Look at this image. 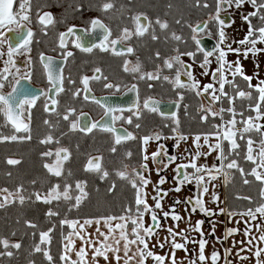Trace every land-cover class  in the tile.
I'll return each instance as SVG.
<instances>
[{"label": "snow or ice", "instance_id": "6c2138e0", "mask_svg": "<svg viewBox=\"0 0 264 264\" xmlns=\"http://www.w3.org/2000/svg\"><path fill=\"white\" fill-rule=\"evenodd\" d=\"M16 0H0V30L6 29L9 33L15 32L14 40L20 43H9L8 40L0 39V57L3 60V68H0V116L3 117V124L0 128L10 127L11 134L4 135L0 132V143L13 141H30L32 137V109L37 101L43 97V111L48 117L56 116L55 123L50 118L43 120L48 133L39 140L42 145L52 143L60 144V140L52 135V131L59 127L61 120L69 125V132L80 131L85 135L94 130H101L110 133L112 136V147L110 152L115 154L117 146L128 141H139V158L135 164L131 163L134 153L131 150L123 154L121 160L122 167L115 171L118 179L126 182V191L129 195L120 206L119 214L108 213L95 216H89L75 219L69 218L73 211H79L85 200L89 198V192L86 190V181H75V187L69 183L72 177L71 170L67 176H64V163L71 158V152L66 147H57L55 150L48 149L42 152L41 158H53L52 163L45 162L44 169L50 176L62 178L63 183H54L47 191L33 189L27 192L23 184L18 185L14 190L7 187L0 188V209H5L13 204L23 207L26 203H43L52 205L56 202L59 207L62 201L67 205V212L63 218L59 219V229L61 236V249L59 252L60 264H233L229 259L233 256L241 264L254 258V264H264V78L261 77L260 64L257 59L259 54L264 53V0H194V6L202 9H210L206 20H198L195 24L188 21L184 26L190 29V40L195 45L194 50L181 51L180 45H188V40L182 35L172 32L170 36L165 37L176 42L173 48L174 55L163 58V63L157 64L154 71L145 72L139 59L135 65L129 68L130 61L124 60L125 72L133 75L135 80L146 82L148 89H153L154 84L151 81L163 80L171 85L172 91L177 99L172 101L176 107L183 106L185 114H188L189 104L183 103L186 93H193L197 99H205L207 104L200 103L197 107L199 122L201 125L208 124L210 118L219 123H211L208 131L196 133H184L181 130V122L176 112H166L160 108V102L152 96L143 100V105L139 103V83L120 84L113 83L104 76L102 69L94 68L93 75H83L80 78L82 88L76 87L71 91V99H78L82 93L83 100H89L98 104L104 109L101 120L91 121L87 119V114L81 112L76 115V108L65 106L61 112L60 99L61 94L69 91L65 87L76 85V81L70 77L63 76L58 72L54 63V58L46 56L45 53L39 54V62L42 65L47 83L50 87L42 88L39 95H36L28 88H18L23 79H31L34 75V61L30 55L31 45L35 38V32L31 25L33 0H18V8L14 7ZM245 4L250 5L254 10L243 15L242 21L247 25V32L242 39L236 40L229 37L227 29L235 23L233 20L229 23L223 18L222 14L229 13L230 9H241ZM44 4L42 7H47ZM71 7V5H69ZM113 0H104L96 10L107 14L114 9ZM171 7V5H169ZM75 11H81V6L77 5ZM253 18H258L260 26L252 23ZM133 27L127 26L120 29L118 35H113L112 28L104 22L99 16L92 17L87 21L85 27H78L75 24L68 25L65 31L59 32L56 39V47L60 50L61 58L67 61L73 57V51L69 50V44L75 49L84 53H92L95 49L101 52H110L113 55H131L135 49L132 46L124 47L132 38L143 37L151 30L153 41L159 39L156 35V27L163 32L169 28V23L162 21L157 17L151 20L146 13H137L129 17ZM63 22V21H62ZM36 23L40 26V31L47 36L50 27L57 23L56 18L51 12L36 10ZM176 24H181L177 19ZM210 25L215 26L213 33ZM0 36L4 32L0 31ZM88 38L86 41L85 38ZM95 37L98 42H91ZM72 38V39H70ZM205 38H215L216 43L209 50L202 46ZM38 43V41H36ZM236 47H233V45ZM201 54L202 59L197 60V55ZM229 54H235L236 60H228ZM17 57H24L23 64L25 71L21 73L18 66ZM183 57H188L191 63L185 61ZM252 59V75H249L244 67L243 61ZM156 58L161 59L159 51L156 52ZM215 63L216 67L211 68ZM194 65L202 71L200 76L209 77L211 82L201 84L200 79L195 74ZM15 71H12V70ZM168 70L172 75H164ZM100 73V75H96ZM9 76L12 80H9ZM253 80L256 81L253 84ZM91 81H104L103 87L116 92L126 89L128 92L137 93V102L128 109L130 115L125 116L123 109H113L105 107L95 97L91 96ZM240 82L247 86V90L241 88ZM6 86L11 87V91H3ZM255 93V96H254ZM247 100L250 103L246 108L238 110L236 100ZM255 101L252 103V101ZM225 101L227 107H224ZM219 105L217 108L216 106ZM143 110L158 114L161 117L162 128L170 129V135L162 131L154 130L146 135L137 136L135 132L124 130L123 134L117 132L115 127L117 121L134 126L135 129H141L140 123H134L135 120L142 118ZM215 109V110H214ZM119 114H115V113ZM246 113H250L247 114ZM73 117H75L73 119ZM81 117L86 119L82 122ZM104 117H110L111 123L104 124L101 121ZM253 134L259 137L254 139ZM67 135V133H62ZM172 140L175 154H170L165 144L161 141ZM191 140V147L184 148L180 152L181 145H186ZM155 143L156 150L149 152V147ZM215 153V159L211 164L200 163L201 159H207ZM240 160L252 165L250 171H246L241 166ZM103 156L89 157L84 166L85 172H94L99 175L101 181L109 177V172L103 166ZM128 161V162H125ZM217 161L219 163H217ZM21 161L8 158V165H17ZM150 163L155 167H150ZM174 165V167H173ZM172 168L173 187L169 190L162 188L168 182V178L161 173L167 172ZM233 170L239 172L244 185H250L253 182L259 184V199L239 194L236 200L248 202L246 208L221 207L226 201L222 200L217 191L219 184L217 181L223 177L224 186L230 183ZM155 172L158 179L154 183L152 173ZM11 176V173L7 174ZM253 177L249 180L247 177ZM37 181H31L35 185ZM193 185L192 194L184 199L179 196L174 200L168 210H164L163 201L170 194L181 193L185 187ZM151 186V192L149 187ZM116 188L113 181L111 187L107 189L111 194ZM99 191V189H97ZM27 193V194H25ZM34 197V200H33ZM151 199L152 203H149ZM214 205L209 207L208 205ZM180 206H183L185 215L180 212ZM201 214L208 219L210 224L209 231L205 232L203 225L205 219H197L193 222L192 217L195 214ZM60 211L49 207L45 212V217L49 222L53 217H59ZM226 216L228 224H235L234 227L225 226L222 236H216L217 223L213 219L218 216ZM147 217V219H146ZM171 220L172 224L165 226L161 220ZM20 221L17 220V223ZM180 223H186L185 228H180ZM240 224L244 227L241 229ZM26 228L38 229L39 225L31 220H25ZM65 226L68 231L65 233ZM57 224L52 223L47 230L39 231V240L34 242L29 255L40 253L47 264H56L55 258L51 254L52 233L56 230ZM94 231L89 232L88 229ZM157 229H164L166 235L161 239ZM16 231L11 232L15 237ZM37 233L34 231L32 236ZM242 238L237 240L236 236ZM209 237L215 238V243L223 248V257L215 244H212ZM155 240V243H153ZM77 241L80 246L77 248ZM228 247H224L225 243ZM197 246L191 252L189 245ZM211 244L212 251L205 255L206 248ZM22 248L20 241L12 242L5 236H0V258H13L15 253L11 249ZM168 252L159 254L156 249ZM177 251H183L185 256L178 259ZM249 253L250 255H245ZM73 256L75 258H73ZM29 264H35L34 260H29Z\"/></svg>", "mask_w": 264, "mask_h": 264}, {"label": "flooded vegetation", "instance_id": "af4514ba", "mask_svg": "<svg viewBox=\"0 0 264 264\" xmlns=\"http://www.w3.org/2000/svg\"><path fill=\"white\" fill-rule=\"evenodd\" d=\"M165 0H161L158 3H162ZM174 0H169V2H172ZM176 3L179 2V0H175ZM104 0H33L32 5V19L33 24L31 27L33 28V31L35 32V38L31 45V57L34 61V75L31 79H23L21 80L20 84L17 85L18 88L24 89L28 88L31 89L32 92L36 95H39V92L42 88L50 87L47 83L46 76L43 72L42 65L39 62V54L41 52L45 53L46 56H51L54 58V63L56 66V69L58 72H62L63 76L70 77L72 80L76 81V85H68L65 83V87L69 89L64 94H61L59 97L60 99V108L59 110L61 112L64 111L65 106H72L76 108V115H79L81 112L87 114V119L91 121L101 120V117L103 116L104 109L101 108L98 104L95 102L89 100L88 102H85L83 100V95L88 93H82V95L76 99H71V91H74L76 87L82 88V85H80L79 81L81 76L93 75V69L96 67H99L102 69V73L104 76L108 77V80L113 83H120V84H128L131 85L132 83H137L138 81L133 78V75L125 72L123 70L124 68V60L127 59L130 61L129 68H131L133 65H135L137 59L141 62L143 66V71L149 72L154 71L157 64L163 63V58L174 55L173 48L176 46V42L172 40L165 41L166 36H170L172 32H175L178 35H182L188 40V45H180L181 51L186 50H194L195 45L190 40V29L184 26V22L186 20L195 21L196 17L195 15H198L197 11L194 13V15L188 14L185 15V9L180 7H167V8H161L160 6H154L151 0H113L115 7L114 9L110 10L109 13L104 14L96 10V7H98ZM139 2V3H138ZM44 4H47V7H42ZM71 5V7L69 6ZM81 6V11H75L76 6ZM14 7L18 8V0H16ZM37 8H41V11H47L51 12L54 17L57 20V23L50 27L48 30V35L45 36L40 31V26L36 23V10ZM236 9H230L229 12H233ZM137 13H146L148 17L151 20H155L157 17H159L162 21L166 20L169 23V28L166 31H161L158 26L156 27V35L159 37L158 40L153 41L151 38V30L148 34H146L143 37H133L131 41H129L124 47L132 46L135 49L134 54L131 55H121L116 56L111 54L110 52H101L99 49H95L92 53H84L81 52L78 49H75L69 44V50L73 51L74 55L73 57H70L67 61L63 60L61 58L60 50L57 49L56 51H53V48L56 47V39L58 37V33L65 31L66 27L71 24H75L78 27H85L87 25V21L92 17L99 16L101 19L104 20L106 24H108L112 30L113 35H118L121 28L127 26L129 28L133 27L132 21L129 19L130 16L135 15ZM228 14H222L223 18L225 19V16ZM230 16V15H229ZM208 16L204 19L206 20ZM177 19L181 20V24H176L175 21ZM63 21V22H62ZM231 22V19H230ZM229 22V23H230ZM195 24V22L193 23ZM213 33H215L216 29L214 25H210ZM186 28L188 29V32H186ZM4 32V36H0V39H7L9 43H20L19 40H14L13 38L16 36L15 32L9 33L6 29L0 30ZM72 39V38H70ZM86 41L88 38H85ZM206 41L213 40L216 42L215 38H205ZM38 41V43L36 42ZM91 42H98L95 37L92 38ZM7 45H5L4 49H0L2 51H6ZM159 51L161 54V59L156 58V52ZM6 59L5 57H0V68H3V60ZM18 66L21 69V73L17 74V78L23 72L25 71L23 60L24 57H17ZM183 59L189 63L191 61L188 57H183ZM202 55H197V60H201ZM215 63L211 65V68L214 69ZM195 68V74L197 75V78L200 79L201 84H206L211 82L210 76H200V72L202 71L198 66L194 65ZM12 71H15L14 69ZM164 75H172L173 73L169 72L168 70H165ZM96 75H100V73H97ZM9 80H12V77L9 76ZM104 81H91L90 87L92 89V92L90 93L91 96H95L101 104H103L105 107H111L113 109H123V114L125 116L130 115L128 112V109L133 106L135 102H137V93L135 92H128L126 89H121V91L116 92L115 90H109L105 89L103 87ZM139 103L141 104V108L143 105V100L148 97L152 96L156 100L160 102V107H162V110L166 112H176L178 115V118L181 122V129H182V122L184 117V108L176 107L175 104L172 103V101H175L177 99L175 93L171 89V85H169L167 82H164L163 80L160 81H151L150 83L154 84L153 89H148L146 82L139 81ZM5 92L11 91L10 86H6L3 90ZM43 97H41L38 101L36 106L32 109V139L30 141H34L36 149L40 152V154L44 151H47L48 149L55 150L57 147H66L71 152V158L64 163V170H82V176L83 180L86 181L87 184L91 181L97 180L98 182H107V181H115L116 185L125 187L126 182L122 181L117 178L115 174H113V170L120 169L122 167L121 160L123 159V154L131 150L134 153V156L131 160L132 164H135L137 159L139 158V141H128L126 143H123L119 146H117V152L115 154L110 152V148L112 147V136L110 133H107L105 131H101L99 129L94 130L92 133H89L85 135L83 132L75 131V132H69V125L67 122H64L61 120L60 125L58 128L52 131V135L55 138H58L60 140V144L57 145L56 143H52L49 145H42L39 143V140L42 139L47 133L48 129L43 124V120L46 118H50L53 123L56 122L57 117L51 116L48 117L46 113L43 111ZM185 104H189L190 107L188 111H194L197 113V107L200 103L207 104V101L203 98L197 99L193 93H186L185 94V100L183 101ZM217 108L219 105L216 106ZM215 110V109H214ZM142 118L140 120H135L134 123H140L142 125L141 129L137 130L134 128V126H130L127 124H124L122 121H117L115 127L117 128V132L120 134H123L124 130L127 129L128 131H133L136 133V135L139 137L141 135H146L151 131L158 130L162 131L166 135H170V129L168 128H162V120L161 117L158 114L150 113L147 110H143ZM115 114H119L118 112ZM75 117H73L74 119ZM86 118L81 117V121L83 122ZM104 124H110L111 119L110 117H104V119L101 121ZM0 124H3V117L0 116ZM62 133H67V135H61ZM3 134L4 135H10L11 129L10 127H3ZM25 141H13L11 144L14 143H24ZM28 141V142H30ZM165 144L166 148L168 149L170 154H175V149L173 148L174 142L172 140L167 141H161ZM7 143V142H5ZM33 143V144H34ZM8 144V143H7ZM153 145H155L156 150V144L152 143L149 147V152L155 151L153 150ZM37 161L38 166L40 165L41 169L38 170L37 176L40 178L37 181L35 185H31L30 188H28V192H31V190L35 187L39 188L44 182L45 189H48L52 182L56 179V177L50 176L47 173V170L44 169L43 164L45 162L52 163V161L55 159V157L49 159V158H41ZM95 157V156H103V166L106 168L109 172V177L101 181L99 178V175L94 172H85L84 166L87 164V161L89 157ZM128 162V161H125ZM36 164V162L34 163ZM36 164V165H37ZM150 167H155L150 163ZM174 167V165H173ZM168 170H172L170 167ZM12 170H5V173H11ZM35 172L37 170H34ZM114 171V172H115ZM162 175H165L166 172L161 173ZM153 175L156 176L155 172L153 171ZM222 183H223V177ZM24 180V178H22ZM32 179V178H31ZM94 179V180H93ZM193 185H189L186 188L190 193L192 194L193 191ZM224 190V183L222 185ZM163 188V187H162ZM31 189V190H30ZM165 189V188H163ZM88 191V188H86ZM168 190V189H165ZM188 197V196H186ZM183 198L180 199H184ZM176 198L170 199V205L173 204L174 200ZM223 200H224V192H223ZM30 204V203H26ZM84 204H87L86 200L84 201ZM169 205V206H170ZM222 207H225V204H222ZM223 216V215H222ZM6 218L5 215H1L0 219L4 221ZM223 221L227 222V217L223 216ZM147 219V217H146ZM200 219H205L206 222H208V219L206 217H203L200 214ZM214 219V218H213ZM166 220H161V223L164 224ZM205 222V224H207ZM204 224V225H205ZM4 224L0 223V236L7 237L10 241L16 242L20 241L22 243V248L17 252L15 249H11L15 255L13 258L9 259L7 257L0 258V264H29V260H34L35 264H47L45 260L44 262H41V254L36 253L32 256L29 255V252L31 250V247L33 246L34 242H38L39 240V231H35L37 235L35 237L32 236V233L34 231H27L23 230V238L21 240L11 238L8 235H6V229ZM203 225V226H204ZM33 230V229H32ZM161 229H157V231H160ZM3 250V249H0ZM54 250L51 248V254L53 255ZM54 257V256H53ZM221 257H223V253L221 254ZM230 259V257H229ZM60 264V263H56ZM221 264H223V260H221Z\"/></svg>", "mask_w": 264, "mask_h": 264}, {"label": "trees", "instance_id": "16d2710c", "mask_svg": "<svg viewBox=\"0 0 264 264\" xmlns=\"http://www.w3.org/2000/svg\"><path fill=\"white\" fill-rule=\"evenodd\" d=\"M140 1V0H139ZM153 5L155 6H160L161 8H167L169 5L174 6V7H180L185 9V15L187 16L188 14L194 15V13H198V15H195V21H190V23H194L198 20H204L207 17L208 12L210 9H202V8H197L194 6V0H179L178 3L176 1L169 2V0H165L162 3H158L161 0H151ZM139 3V2H138ZM188 21V20H186ZM189 22V21H188ZM252 23L256 25L257 27L260 26V21L258 18H253ZM186 32H188V29L186 28ZM241 88L247 90V86L245 83L240 82ZM255 96V93H254ZM255 101L253 100L252 103ZM250 102L247 100H236L235 105L238 110H241L243 108H246L247 105ZM227 102L225 101L224 107H227ZM250 114V113H246ZM183 122H182V131L184 133H196V132H205L208 131L210 128L211 123H219V120L216 119L213 121L211 118L209 120L208 124L201 125L199 122V116L198 113L194 111H188V114H185L184 111V117H183ZM0 132H3V128H0ZM33 134V133H32ZM254 139L258 140L259 137L255 134H253ZM8 143V142H7ZM12 143V142H11ZM34 141L30 142H24V143H18L19 145L16 146L18 148L14 147H7L3 148L0 146V161L1 165L0 167L3 170H11L13 169H18L21 164L17 165H8L6 163L7 159L9 157L15 156L20 159L23 157H29L30 159L33 160V162L37 164V161L40 160V152L36 149V145ZM5 146H8L6 143H0ZM16 144V143H14ZM6 163V164H5ZM241 166L245 168L246 171H250L252 165L248 162H245L243 160H240ZM34 166H37L41 169L40 165L38 164ZM113 170V174H115ZM72 172V177L69 178V183L74 184L75 181L83 180L82 176V170H71ZM36 173V172H35ZM68 170L64 171V176H67ZM249 180H254L253 177L249 176L247 177ZM22 179V178H21ZM20 179V180H21ZM23 181H25V178ZM34 179H30V181H33ZM94 180V179H93ZM18 182L12 184L10 183L9 185L6 184V179H4L2 182L0 181V186H6L7 188L14 189ZM54 183H63L62 178H56L53 182ZM112 181H107V182H98L97 180L91 181L87 184L88 192H89V198L86 200L87 204H84L81 206L80 210L73 211L72 213L69 214V218L75 219L77 217H80L81 219L84 217H89V216H95V215H101V214H108V213H114V214H119L120 212V206L121 204L125 201L126 197L129 195V192L126 191V187H122L119 185H116L115 190L109 194L107 189L111 187ZM259 184L258 182H253L250 185H244L243 180L239 174V172L233 170V175L231 178L230 183L227 185V187L224 186V201L225 207H231V208H246L248 207V202L244 200H236L235 197L237 194L244 196L248 195L253 197L254 200L259 199ZM99 189V191H97ZM33 191V189L31 190ZM34 200V197H33ZM49 207L54 208L55 210L60 211L61 215L59 217H53L52 221L49 222V220L46 219L45 217V212ZM67 212V205L64 204L62 201L60 202L59 207H57L56 202H54L52 205H45L43 203H30V204H25L23 207H21L18 204H13L5 209H0V216L5 215L6 218L4 221L0 219V223L4 224L6 229V235H8L11 238L19 239L21 240L23 238V230L27 231H41V230H47L48 227L52 226V223L57 224L56 230L51 234L52 235V242L50 248H53L54 253L53 256L55 258L56 263H60L59 261V252L61 249V236H60V229H59V219L63 218V214ZM17 220L20 222L17 223ZM25 220H31L34 223L39 225L38 229H30L26 228L24 225ZM16 231L17 235L15 237L11 236V232ZM68 229L65 226V233H67ZM43 256L41 254V262L43 261Z\"/></svg>", "mask_w": 264, "mask_h": 264}, {"label": "rangeland", "instance_id": "374dc122", "mask_svg": "<svg viewBox=\"0 0 264 264\" xmlns=\"http://www.w3.org/2000/svg\"><path fill=\"white\" fill-rule=\"evenodd\" d=\"M251 9L254 10L253 8L250 7V5L245 4L241 9L234 10L233 12L227 13L228 15H230L231 22L233 20L235 21V23L232 25V27L227 29V33H228L230 38L239 40V39H242L243 36L246 34L247 25L242 21L241 17L243 15H246L247 13H249L251 11ZM233 47H236V45L235 46L233 45ZM259 47H263V45L259 46ZM260 57L264 58V53L259 54L258 57H257L258 60L260 59V62H259L260 69H261L260 75H261L262 78H264V59H261ZM227 58H228V60L233 61V60L237 59V56L235 54H229ZM249 61H250V65L249 66L246 64L245 61H243V63L245 64L244 65L245 68L248 67V71L247 72L250 75H252V68H253L252 59L250 58ZM215 67H216V64L214 65V68ZM188 144H190V142ZM7 145L8 146L0 144L1 147L6 148V149H7V147H9V148L14 147L15 148L19 144H17V143L16 144H11V142H8ZM16 148H18V147H16ZM9 158L20 160L21 162L19 164H21V166L18 169H16V170L12 168L11 169L12 170L11 171L12 172L11 176H8L7 173H5V170H3L0 167V181L2 182L4 179H6V184L9 185L10 183H12V184H14L16 182L19 183V180L21 178H25V181H23L21 179L20 182H22V181L23 182L17 184L16 187L18 185H20V184H23L25 189H27V192H28L29 191L28 188H30V186L32 185L30 179L31 178H33V179L35 178L36 180L40 179L37 176L38 170L40 168L37 167V166H34L33 160L30 159L29 157H23L22 159H20L18 157L12 156V157H9ZM0 165H1V161H0ZM34 170H37L36 173H35ZM43 185H44V182H43V184L41 186H39V188L35 187V189L43 190V191L46 192L47 189H45L46 187H44ZM72 185H73V187H75V183L72 184ZM2 187H6V186H0V188H2ZM14 189H11V190H14ZM25 194H27V193H25ZM90 229H92V228H90ZM161 232L163 233V237H164L166 235V233H164V231H161ZM76 246H77V248L80 246L79 241H77V245ZM193 246L195 248V245H193ZM167 249L168 248H165L164 250H167ZM176 256H177L178 259H183L180 255H176ZM185 263H187V262H185Z\"/></svg>", "mask_w": 264, "mask_h": 264}, {"label": "crops", "instance_id": "0c3cea01", "mask_svg": "<svg viewBox=\"0 0 264 264\" xmlns=\"http://www.w3.org/2000/svg\"><path fill=\"white\" fill-rule=\"evenodd\" d=\"M251 11H253V10L251 9ZM234 46H235V44H234ZM257 46L259 47V46H262V45H257ZM263 47H264V45H263ZM250 58L248 60H245V62H246V64L248 66L250 65V61H249ZM260 58L261 59H264L262 57H260ZM258 61L260 62V59ZM246 69L248 71V67ZM255 83H256V81L253 80V84H255ZM261 123H264V121H261ZM189 142H190V144H188ZM188 143L186 145H181V148H180L179 151L180 152H183L184 151V148H186V147L190 148L191 147V140H189ZM153 150H155V145H153ZM214 159H215V153H213V155L210 156V157H208L206 160L205 159H201L200 163H208V164H211L214 161ZM217 163H219V162L217 161ZM173 175H174V173H173L172 170H167L165 176L168 178V182L162 186L163 188L169 190V189H171L173 187V182H172V179H171ZM157 179H158V177L157 176H154L153 173H152V180H153L154 183L156 182ZM217 183L219 184V187H218L217 191L219 192V195H220L221 199L223 200V187H222L223 183H222V178L221 177L217 181ZM149 192H151V186L149 187ZM189 195H191V193H190V191H188V189L186 187L179 194H176L174 192H170V194L163 201L164 210H168L169 205H170V199L177 198V196H179V198H183L184 196L186 197V196H189ZM149 203L150 204L152 203L151 199H149ZM208 206L209 207H214V205H211V204H209ZM220 206L222 207V205H220ZM179 210H180V212H181L182 215H185V213L183 211V206H180V209ZM222 217H223L222 215L221 216H218V217H214V220L217 223L216 236H218V237L223 235L225 226H227V227H234V226H236L235 224H228L227 222L225 223L223 221V218ZM197 219H200V214L199 213L193 215V217H192L193 222H195V220H197ZM206 223L207 224H205L203 226L205 232L209 231V229H210L209 222H206ZM171 224H172V221L169 219V220H166L163 225L166 228L167 226H169ZM179 227L180 228H185L186 227V223H180ZM239 227L242 229L244 227V225L243 224H240ZM88 231L89 232H92V231H94V229L93 228L92 229H88ZM161 231H164V229H161L159 231V233H160V237L159 238L162 239L163 238V233ZM164 233H166V232L164 231ZM241 238L242 237L240 235H238V236L235 237V239H237V240H239ZM209 239L211 240L212 244H215L216 249H218L220 251V253L222 254L223 253V248L221 247V245L215 243V238L209 237ZM153 243H155V240H153ZM228 246H229V244L226 242L224 244V247H228ZM261 246H264V245H261ZM188 247H189L190 252L194 249V246L192 244H190ZM196 247L197 246H195V248ZM212 250L213 249H212V246L210 244L209 247L206 248L205 255H209ZM156 251L158 253L160 252L159 254L163 255L165 252H168V249L163 251V250H160V249L157 248ZM244 254L245 255H250L249 253H244ZM176 255H180L182 258H184L185 253L183 251H177L176 252ZM73 258H75V257L73 256ZM230 259L233 260V264H241V262L234 257V254H233V256H230ZM185 262H187V261H185ZM100 264H104L103 260L100 261ZM148 264H152L151 260L148 261ZM185 264H187V263H185ZM243 264H254V258H252L249 261H244Z\"/></svg>", "mask_w": 264, "mask_h": 264}, {"label": "water", "instance_id": "95a60500", "mask_svg": "<svg viewBox=\"0 0 264 264\" xmlns=\"http://www.w3.org/2000/svg\"><path fill=\"white\" fill-rule=\"evenodd\" d=\"M225 19L228 21V22H230V16L229 15H227V16H225ZM216 42L215 41H213V40H208V41H206V39H204L203 40V42H202V46H205L207 49H211L213 46H214V44H215ZM161 109H162V107H160Z\"/></svg>", "mask_w": 264, "mask_h": 264}]
</instances>
